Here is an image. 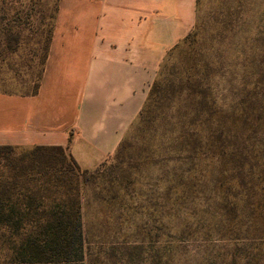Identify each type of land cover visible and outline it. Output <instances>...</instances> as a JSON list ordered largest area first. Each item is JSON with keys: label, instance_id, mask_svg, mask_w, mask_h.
Listing matches in <instances>:
<instances>
[{"label": "rangeland", "instance_id": "1", "mask_svg": "<svg viewBox=\"0 0 264 264\" xmlns=\"http://www.w3.org/2000/svg\"><path fill=\"white\" fill-rule=\"evenodd\" d=\"M42 2L15 4L22 43L2 94L26 91L14 69L28 79ZM162 66L167 96L80 185L83 264H264V0H197Z\"/></svg>", "mask_w": 264, "mask_h": 264}, {"label": "crops", "instance_id": "2", "mask_svg": "<svg viewBox=\"0 0 264 264\" xmlns=\"http://www.w3.org/2000/svg\"><path fill=\"white\" fill-rule=\"evenodd\" d=\"M197 0H60L39 91L0 93V146L62 147L93 171L137 122Z\"/></svg>", "mask_w": 264, "mask_h": 264}, {"label": "trees", "instance_id": "3", "mask_svg": "<svg viewBox=\"0 0 264 264\" xmlns=\"http://www.w3.org/2000/svg\"><path fill=\"white\" fill-rule=\"evenodd\" d=\"M18 1L22 0H0V74L13 70L8 60L18 53L22 43L23 30L15 9ZM38 1H43L45 6L51 4V10L49 22L42 24L44 32L41 31L35 41L37 48L33 50V57L37 58L36 64L31 66L34 60L31 57L27 80L21 74L24 66L14 69L21 87L26 89L20 96L25 97L35 96L39 91L60 2ZM162 64L137 123L150 100L161 103L158 96H167L169 81L163 75ZM2 67L8 69L1 72ZM174 90L172 87L171 91ZM89 172L80 169L62 147L22 149L0 146V264L84 263L80 185Z\"/></svg>", "mask_w": 264, "mask_h": 264}]
</instances>
